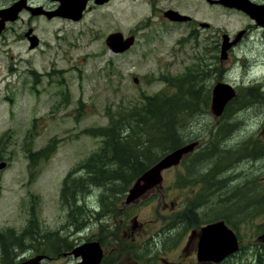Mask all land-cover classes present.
<instances>
[{
	"label": "rangeland",
	"instance_id": "374dc122",
	"mask_svg": "<svg viewBox=\"0 0 264 264\" xmlns=\"http://www.w3.org/2000/svg\"><path fill=\"white\" fill-rule=\"evenodd\" d=\"M164 4V0L159 3ZM150 14L148 0H114L88 13L81 22H68L65 41L55 35L63 26L57 22L49 28L45 26L43 38L47 45L37 50L30 49L28 42L18 41L13 44L12 58L0 46L3 67L0 73V163H6L0 169V230L11 228L21 234L30 219L36 220V228L28 233H34V238H27L25 244H21L14 255V264L33 253L53 255V246L64 248L62 245L67 241L75 245L78 228H82L84 242L92 240L101 228L108 227L111 220L108 216L119 203V197L113 193L103 202L101 189L91 188L80 201L82 213L72 219L60 201L64 178L102 144V137L86 130L107 126L111 115L122 108L139 105L144 95L177 92V87L168 86L173 81L166 78H176L178 83L180 78L186 77L189 82L188 72L194 65L191 48L188 44L177 45V38L187 34L186 29L171 28L162 36L152 38L148 29H144L135 44L120 53L107 46L106 38L111 32L121 31L128 36L131 29L146 23ZM23 16L26 18L27 14ZM227 20L232 27L237 24L235 16ZM232 65L227 76L241 93L250 86L248 80L264 69V64H248L250 69ZM200 80L204 79L197 76L195 82L187 83L189 90L193 85L202 86ZM198 97L180 128L186 143L190 138L200 139L198 149L179 164L164 170L160 186L130 206L126 213L131 217L137 215L147 232L154 235L155 241L152 237L148 239L149 264H158L160 256L179 260L191 230L219 220L231 222L229 226L234 228L239 241L234 255L219 263L256 264V241L264 232V149L259 154L255 152L256 156L245 155V149L252 146L251 139H257L264 146L261 143L264 104L259 99L260 102L245 109L238 108L239 102L234 101L217 127L214 116L206 111L210 107L204 91ZM221 126H225V133L220 132ZM233 128L234 137H231ZM228 140L242 143L228 145L225 143ZM207 142L211 143L206 145ZM213 142L216 145H211ZM49 144H54L50 157H40L33 164L28 150L37 152ZM232 159L236 161L231 163ZM205 169L210 172L207 176L221 178L223 191L193 193L200 182L191 174L198 176V172ZM81 174L80 171L76 176ZM247 191L253 194L251 200L247 199L252 203L250 213H247L249 206L235 204L241 198L244 201ZM201 203V209L196 211L198 224L179 221L188 208ZM157 232L160 235H155ZM163 238L164 243L160 245L158 240ZM78 259L72 255L61 256L44 264H76ZM0 264H4L1 254Z\"/></svg>",
	"mask_w": 264,
	"mask_h": 264
},
{
	"label": "flooded vegetation",
	"instance_id": "af4514ba",
	"mask_svg": "<svg viewBox=\"0 0 264 264\" xmlns=\"http://www.w3.org/2000/svg\"><path fill=\"white\" fill-rule=\"evenodd\" d=\"M20 1L9 0V2H5L4 0H0V46L6 53H10L12 58H14L12 54L13 44L18 41L28 42L30 49L37 50V47L40 48L47 45L43 38L45 26L49 28L51 25H56L57 22L63 26H61L62 28L55 35L59 36L60 41H65L67 38L66 30L68 22H81L88 13L99 10L114 0H108L104 3H98L96 0H87L82 10V17L79 20L67 17V11L69 10L67 8V0L65 3L62 0H22L24 1L23 7L17 15L13 16L5 13V10L12 8ZM164 1L165 4L160 6L161 0H148L151 6V14L146 19L147 22L139 24L135 29H131L127 35H134L135 38H138V34L142 30L148 29L149 35L152 38L157 35L162 36V34L167 33L171 28L187 30V34H183L177 38V45L178 47H182L188 44L191 48L192 63L194 65H192L188 72L189 83L195 82L197 76L204 79L200 80L202 86H190L191 94L196 98L200 92L204 91L205 98L209 101L210 107V110L207 109L206 111L214 116V121L218 123L217 127L220 126L219 124L222 122L225 113H227L229 105L234 101L239 102L238 108L243 106L245 109L250 107L251 104L260 102L259 99H262L261 103L264 104V69L248 80V82H251L250 86L242 93L239 92L235 83L229 81L227 76L229 69L233 66L232 64L247 69H250L248 64H264V0ZM171 11H176L180 15H173V13H170ZM24 13L27 14L26 18L23 16ZM233 16L237 19V24L232 27L227 18ZM33 43H37V45L32 48L31 44ZM2 69L3 67L0 64V73ZM34 73L36 72L34 71ZM219 84L231 86L235 91V95L226 104L223 112L217 115L213 111L211 104L214 98L215 87ZM238 111H234V114ZM234 129L231 137H234ZM220 132L225 133V126L220 127ZM195 140L193 138V141ZM200 143L201 141L198 139V145L195 150L198 149ZM209 143L211 142H207L206 145H209ZM225 143H228V145L229 143L241 144L242 141L234 142L233 140H228ZM261 143L264 144V140ZM214 144L216 145L214 142L211 145ZM221 144L223 143L221 142ZM233 161L235 162L236 160L232 159L231 163ZM209 173L208 169H205L203 172H198V176L194 172L191 174L200 182L198 189L193 192L194 194L208 192L209 190L213 192L218 191L217 193L223 191V187H220L223 183L221 178L207 176ZM157 186L160 185L153 187L144 196L151 193ZM125 193L127 195V192ZM126 195L119 198L121 206L118 207V203L115 212L108 216L111 217L108 227L104 230L101 228V230L94 234L92 240H84L82 242V228H78L76 231L78 239H76L77 243L75 245L72 246V243L67 241L66 245H62L64 248L53 246V255L46 252L33 253L30 256H23L19 261L38 254L45 255L42 259L43 264L46 260L53 261L61 256L67 257L72 255L75 257L73 250L76 247L86 243L97 242L102 250V258L98 264H149L147 260L148 239L152 237V240L155 241L154 235L147 232L146 226L137 218V215L131 217L130 213H126V210L133 204L140 202L142 197L136 199L133 203H127ZM187 210L189 218L192 219L196 216L192 206ZM186 212L182 216H185ZM123 217L126 219L123 220ZM179 221L182 222V219ZM162 227H164V224ZM199 229L191 230L186 241V249L188 250L182 247L179 260H170L167 256H160L157 261L158 264H220L226 260L228 256L219 261L220 263L199 259ZM159 233L157 232L155 235H160ZM263 235L264 232L258 236L256 241V248L258 250L255 255L256 264H264ZM158 241L162 245L164 238ZM232 255L234 254L230 256ZM75 258H79L76 264L82 260L81 256Z\"/></svg>",
	"mask_w": 264,
	"mask_h": 264
},
{
	"label": "trees",
	"instance_id": "16d2710c",
	"mask_svg": "<svg viewBox=\"0 0 264 264\" xmlns=\"http://www.w3.org/2000/svg\"><path fill=\"white\" fill-rule=\"evenodd\" d=\"M166 79L173 81L168 86L177 87V92L167 94L160 91L153 95H144L139 105L122 108L115 115H111L107 126L86 130L93 136L102 137V144L86 160L76 165L63 180L60 201L61 205L67 209L69 218H75L82 213L83 206L80 205V201L86 197L91 188L101 189L100 199L103 202L111 193L119 198L123 197L134 181L157 160L185 143L186 140L180 133V128L183 127L185 119L195 107L199 97L192 96L186 77L180 78L178 83L176 78ZM184 88H186L185 91H183ZM191 140L193 139H188V141ZM249 143L252 146L246 147L249 150L245 149V155L256 156L255 152L259 154L264 149L257 139H251ZM53 149L54 144H49L40 151L28 150V153L35 164V160L40 157L48 159ZM80 171L82 174L76 176ZM244 195V201L241 198L235 204L245 208L249 206L247 213H250L253 209L250 208L252 191H247ZM248 198L250 200H247ZM205 201L207 202V198ZM201 207L202 203L197 206L193 204L192 208L197 218L196 216L189 218L188 210H186V215L180 218L182 222L199 223L196 211ZM243 210L245 212V209ZM35 221L34 217L30 219L29 226L21 234L14 232L11 228L0 230L2 252L0 254L4 264H14V255L22 247L21 244H25L27 238L33 240L34 233L30 232L29 235L28 233L36 228Z\"/></svg>",
	"mask_w": 264,
	"mask_h": 264
},
{
	"label": "water",
	"instance_id": "95a60500",
	"mask_svg": "<svg viewBox=\"0 0 264 264\" xmlns=\"http://www.w3.org/2000/svg\"><path fill=\"white\" fill-rule=\"evenodd\" d=\"M69 10L67 17L74 20H79L82 17V10L87 0H69ZM98 3H104L108 0H96ZM24 1L16 3L12 8L5 10L9 15H17L22 9ZM75 4L74 6L72 5ZM37 9V8H36ZM170 13L178 14L176 11ZM66 16V14H64ZM178 18V16H176ZM175 19V18H174ZM179 19V18H178ZM135 42V36L131 35L124 37L122 32H114L107 36L106 44L115 53H120L128 50ZM37 43L31 44L35 47ZM134 81L138 79L134 77ZM235 95L234 89L229 85L219 84L215 87L214 98L212 100V109L220 115L226 104ZM198 145V141L185 143L184 145L175 148L161 157L148 170H146L130 187L126 196V202L131 203L136 199L145 195L155 185L163 181V171L180 163L182 158L192 152ZM6 163H0V169L5 167ZM264 237V235H263ZM239 248L238 236L235 231L229 227L225 221L220 220L204 226L200 231V239L198 245V256L200 260H212L219 262L230 254L236 252ZM75 257L81 256L82 260L78 264H98L102 258V250L97 242L86 243L76 247L73 250ZM44 254H38L26 260L19 261L16 264H43L42 259Z\"/></svg>",
	"mask_w": 264,
	"mask_h": 264
},
{
	"label": "bare ground",
	"instance_id": "6f19581e",
	"mask_svg": "<svg viewBox=\"0 0 264 264\" xmlns=\"http://www.w3.org/2000/svg\"><path fill=\"white\" fill-rule=\"evenodd\" d=\"M62 1H64V3L66 2V0H62ZM67 2H68L67 8H69V5H71V4H70L71 2H70L69 0H67ZM72 5L74 6L75 4L72 3ZM258 204H259V203H258Z\"/></svg>",
	"mask_w": 264,
	"mask_h": 264
}]
</instances>
